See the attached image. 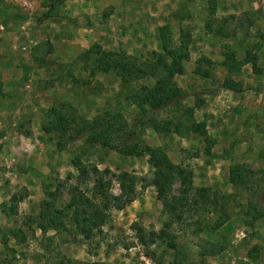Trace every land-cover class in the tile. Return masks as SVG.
Segmentation results:
<instances>
[{
  "label": "rangeland",
  "instance_id": "rangeland-1",
  "mask_svg": "<svg viewBox=\"0 0 264 264\" xmlns=\"http://www.w3.org/2000/svg\"><path fill=\"white\" fill-rule=\"evenodd\" d=\"M32 1L35 11L29 29L33 30V41L29 43L23 38L25 32L19 29L26 15L12 3L0 0V206L8 202L13 193L22 195L16 214L7 216L0 209V227L4 230L21 228L26 236L21 244L11 237L7 247L0 239V264H46L50 253L45 248L52 250V247L75 262L264 264V217L249 225L247 191L244 186L228 181V167L232 163L264 169V118L260 124L253 120L249 113L252 110L250 102L246 105L247 111L240 116L242 118L228 121L229 125L233 123L230 133H224L221 138L209 134L214 143L207 151L204 138L198 133L156 132L152 128L150 120L168 118L171 107L158 110L148 107L145 114L139 113L130 96L143 87H151L156 72L124 83L112 70L92 69V65L78 59L84 50L99 43L106 50L148 60L152 52L160 49L158 26L169 23L175 38L179 27H189L192 33L190 60L184 63L188 71L185 68L183 76L176 75L175 82L185 87L184 106H192L195 99L203 100L202 108L194 110V118L208 121L212 130V127L222 125V121L217 123L222 118L216 120L215 114L204 108L209 99L204 96L207 89L201 87L205 81L197 75L194 78L190 71L194 73L198 57H209L205 54L209 53L215 58L212 59L214 74L222 79L225 75L216 59H223L226 48H232L238 57L243 56L245 48L253 46L256 53L261 50L264 45V0H211L216 8L215 22L226 20L225 35L208 32L205 28L210 0ZM240 2L250 9L257 8L258 14L253 16L247 9L237 15L225 13ZM23 45L29 46L23 50ZM258 66L260 73L253 72L252 75L242 70L237 77L243 81L245 95H264V66ZM12 82L14 94L8 89L3 97V86ZM207 88L214 92L219 87L212 83ZM11 97L21 107H13L9 115L1 113L6 106L4 102ZM224 98L233 104V95ZM61 101L72 103L78 114L88 119L102 111L120 112L129 126L134 125L137 133L129 140L138 136L150 146L163 147L174 163L193 171L194 186L210 187L217 195L218 203L224 202L227 217L219 206L210 212L193 208L185 224L172 222L169 227L164 226L168 215L156 197L155 187L148 184L152 167L147 162V155H123L88 143L83 138L62 150L57 149L56 135L42 126L47 124L50 106ZM261 101L264 106V96ZM235 108L234 105L223 110V117H230L232 112L239 114ZM18 109L21 113H17ZM27 130L31 132L29 136L24 134ZM76 155L111 180L114 194L120 192L121 177L134 182L136 189V202L130 210L112 209L102 233L88 240L64 231L56 234L52 229L43 234L37 226L41 201L52 198L54 191V195L59 193L56 182L68 175L74 181L77 171L73 159ZM91 186V182L82 184L83 189L89 190ZM65 196L64 193L63 198ZM220 218L225 221L217 228L213 227ZM134 223L156 231V241L148 246L142 244L132 227ZM49 236L54 237L52 242L46 239ZM64 238L66 242H62ZM99 246L103 253L111 255L106 256L108 260L97 256ZM211 248H218L219 252L202 255V251Z\"/></svg>",
  "mask_w": 264,
  "mask_h": 264
},
{
  "label": "trees",
  "instance_id": "trees-1",
  "mask_svg": "<svg viewBox=\"0 0 264 264\" xmlns=\"http://www.w3.org/2000/svg\"><path fill=\"white\" fill-rule=\"evenodd\" d=\"M209 2L205 28L208 32L225 35L226 20L221 23L215 22V4L211 0ZM157 34L160 49L152 52L148 60H138L124 52L106 50L99 43H94L84 50L78 59L86 65H92V69L104 67L112 70L124 83L156 72L155 83L151 87H143L130 96L139 113L145 114L148 107L153 110L171 107L170 114L167 113L168 118L150 120L152 128L156 132L173 130L179 133H198L204 138L208 151L214 140L207 131L206 121H196L194 118V110L203 100L195 99L192 106H184L186 90L175 82V76L185 73L184 63L190 60L191 30L189 27H179L178 36L175 38L172 26L164 23L158 26ZM254 50L253 46L245 48L243 56L238 57L232 48H226L220 62L226 71L219 82L221 88L242 92L243 81L237 77L246 63L251 64L254 73H260L258 55ZM214 63L211 58L201 55L196 60L194 73L198 77L209 78L212 76ZM1 88L0 83V92ZM47 115L49 116L47 124L42 127L56 135V147L59 150L83 138L88 143L99 144L123 155H147V162L152 167V177L148 180V184L155 187L156 197L162 204L163 212L168 215V221L164 222V226L169 227L172 222L185 224L193 208L197 211L210 212L219 206L227 217L223 208L224 202L218 203V197L210 187L193 185L191 169L174 163L161 146H150L138 136L129 140L137 133L134 125L129 126L120 112L102 111L88 119L79 115L72 103L61 101L50 106ZM138 121L141 122V119ZM18 132L21 133V130ZM24 134L29 136L31 132L27 130ZM73 166L77 171L74 181L70 180V175L66 179L58 180L55 188L59 193L54 195V191L52 198L41 201L37 226L43 234L52 229L56 234L64 231L73 237L80 236L88 240L102 233L112 209H123L135 199L136 189L134 182L121 177L120 192L114 194L111 191V180L104 178L95 166L84 162L78 155L74 156ZM228 181L232 185L244 186L247 191L246 215L250 216L247 220L248 224L251 225L254 221L263 218L264 188H261V185L264 186V169L255 170L245 163H232L228 167ZM86 182L92 183L91 189L82 188V184ZM64 193L66 196L63 198ZM21 199V194L13 193L8 202L1 204V212L7 216L16 214ZM224 221L225 218L222 220L220 218L213 223V227L217 228ZM132 227L145 246L154 243L158 238L156 231L147 230L138 223H134ZM11 237L17 244L23 243L26 239L21 228L4 230L0 227V239L5 247ZM53 238L49 236L46 239L52 242ZM66 241V238L62 239V242ZM45 250L50 253L46 264L51 260V264H103L75 262L54 247L52 250L46 248ZM218 252V248H211L202 251V255H214Z\"/></svg>",
  "mask_w": 264,
  "mask_h": 264
},
{
  "label": "crops",
  "instance_id": "crops-1",
  "mask_svg": "<svg viewBox=\"0 0 264 264\" xmlns=\"http://www.w3.org/2000/svg\"><path fill=\"white\" fill-rule=\"evenodd\" d=\"M3 1L9 2V0H3ZM237 1H242V0H237ZM246 9L250 10L251 11L250 13L253 16H256L258 14V12H259V11H257V8L251 7V9H250L248 6H245L243 4V2H240V4H238V6L227 10L225 13L226 14L227 13L228 14L229 13H235V14L237 13L238 14V13H241V12L245 11ZM136 19H139V18L136 17ZM24 35L25 36L23 38H26L27 40L32 39L33 30L31 29V27L28 30V32L25 33ZM205 54H207L209 57H211V59H213V60L215 59L209 53H205ZM257 55H258V64L263 67L264 65H262V63L264 62V45H263V48L261 50L257 51ZM216 60L221 62L222 58L216 59ZM218 66L221 67L222 72L225 75L226 74L225 69L221 65H218ZM185 68H186V71H188L187 70L188 69L187 66H185ZM214 70L213 69L211 70V72H212V76L211 77L202 79L203 81H205V84L203 86H201V87L204 90L207 89V90L204 91L205 92L204 96H206V97L208 96L209 97V99H207L206 103L204 104V105H206L204 108L208 111V113H212V115L215 114L214 116H216V117L213 116V118H215L216 120H218L217 119L218 117H221L222 120H218L217 123H221V121H222V125L217 126V127H212V130H210L209 129L210 126L208 125L209 122L207 121L206 123H207L208 133L211 134L212 136H214L215 138H218V137L221 138V135H223L224 133H230L231 132L230 129H231V127H233V123H231L229 125L228 121L232 120L233 118H242L240 116L242 115L243 112L247 111L246 105H247L248 101L250 102V106L249 107H250V109H252L251 112H249V113H251V115L253 116V118H254L253 120L257 124H260L263 121L262 118H264V116H263L264 106L261 105V102H262L261 101V97L264 96V95H262L260 93H258L256 96H253L252 94L245 95L246 94L245 91L234 92V91L226 89V88H221L220 86H218L221 79L216 74H214ZM242 70L246 71V72H249L252 75H254L253 70H252V66H250V64H248V63L243 66ZM190 72L193 75V77L195 78L196 74L193 73V70H191ZM13 82H12V84L7 83V86H5V85L3 86V89H2L3 97H6V91H8V89L11 90V94L13 93V90H15V88H14L15 85H14ZM212 83L215 84L216 87H219L214 92L210 91L209 90L210 88H207L208 86L212 85ZM200 85H202V82H200ZM178 86H180V85H178ZM262 86H264V83L262 84ZM180 87H182V86H180ZM182 88H185V87L183 86ZM229 95L230 96L233 95V97H234V101L232 102L233 104H229L228 103L229 101L224 98L225 96H229ZM60 97H61V95H60ZM12 99L13 98L11 97L10 100H7V102H4L6 104V106L2 108V112L1 113H5V114L9 115V112L12 111L13 107L18 106L17 105L18 101L14 100V99L12 100ZM42 102H45V101H42ZM39 103H41V101ZM234 105L236 107L235 109H237L240 113L238 114V112H236V113L232 112V114H230V117H227V116L223 117L224 116L223 110L229 109V108L233 107ZM202 106H203V104H201L199 107L202 108ZM20 107L21 106H18V108H20ZM18 112L21 113V110L18 109L17 113ZM135 202H136L135 200L132 201V205L126 206L124 209H122V211L128 212L130 210L131 206H133V203H135ZM97 256L98 257L104 256L103 259L107 258V260H108L109 257H106V256H111V255L110 254L106 255L105 253H103V250L101 249V246H99V248L97 250ZM110 264H112V263H110Z\"/></svg>",
  "mask_w": 264,
  "mask_h": 264
},
{
  "label": "built area",
  "instance_id": "built-area-1",
  "mask_svg": "<svg viewBox=\"0 0 264 264\" xmlns=\"http://www.w3.org/2000/svg\"><path fill=\"white\" fill-rule=\"evenodd\" d=\"M10 3L17 6L21 12H23L24 15H26V18L23 22L20 23L19 29L22 32L27 33L29 30V26L31 24L32 15L35 11V4L32 0H9ZM33 40L29 39L28 42L31 43ZM29 46V45H28ZM27 45H23L22 49L26 50L28 48Z\"/></svg>",
  "mask_w": 264,
  "mask_h": 264
}]
</instances>
